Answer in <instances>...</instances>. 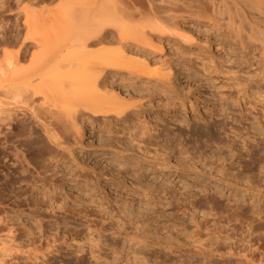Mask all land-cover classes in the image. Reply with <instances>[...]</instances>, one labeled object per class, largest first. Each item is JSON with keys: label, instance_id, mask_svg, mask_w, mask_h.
I'll list each match as a JSON object with an SVG mask.
<instances>
[{"label": "rangeland", "instance_id": "rangeland-1", "mask_svg": "<svg viewBox=\"0 0 264 264\" xmlns=\"http://www.w3.org/2000/svg\"><path fill=\"white\" fill-rule=\"evenodd\" d=\"M55 1L47 5L55 7ZM143 2L133 4L136 9L131 4V15L117 14L129 31L139 29L136 39L121 38L116 23H106L107 33L87 42L80 64L55 66L54 74L89 66L82 81L74 85L61 77L52 84L32 77L39 118L57 120L54 132L50 128L54 135L63 129L53 137L59 141L52 140L60 152L34 161L25 156L35 157L33 152L19 145L29 136L25 128L11 138L22 146L19 155L0 137V264H240L239 257L220 258L217 251L227 247L188 249L202 217L213 223L220 216L233 231L232 221L223 217L233 212L235 197L242 196L244 206L264 204V64L255 37L248 41L244 30L249 44L242 48L213 22L215 15L210 19L209 2H203L210 9L204 11L199 0L191 3L198 2L201 11H178L168 18L171 23L158 20L163 17L158 11L157 29L155 21L149 26L141 18L147 15H139L149 8ZM29 58L19 62L23 72L37 67ZM62 94L65 101L48 104ZM73 110L77 122L70 117ZM41 138V147L56 144ZM259 155L262 160L246 170L249 156ZM201 186L207 193L219 189L223 207L206 201Z\"/></svg>", "mask_w": 264, "mask_h": 264}, {"label": "bare ground", "instance_id": "bare-ground-1", "mask_svg": "<svg viewBox=\"0 0 264 264\" xmlns=\"http://www.w3.org/2000/svg\"><path fill=\"white\" fill-rule=\"evenodd\" d=\"M52 1L54 0H0V17H2L0 19V27H1L0 30H2V32L0 31L2 33L0 34L1 35L0 36V46H1L0 47V137H3L5 139L4 141L7 143L6 145H10V146L12 145L10 149L14 150V153H15L14 155L16 154L19 155V153L20 154L22 153V146L24 147L23 149H25L26 151L29 150L30 152H33L32 154L35 157H32V156L28 157L27 155L25 156L27 157V159L34 158L33 159L34 161L37 156H41V155L43 156V154H46V153L47 155L50 154V156L51 155L56 156V154L60 152L57 150V147H55V146L60 145L56 143V140H58L59 138H56V137L53 138V137L57 135L56 131L59 132L60 130L62 131L63 129L62 128L59 130L58 128L55 129L56 135H54L53 133L54 130L52 128L57 122V120L55 123H53L51 121L53 120L52 118L50 120L48 118L47 120L46 117H43L42 119H45V121L40 119L41 117L37 113V108L35 106L36 104L35 105L32 104V101H33L32 96L37 91L36 84L32 83V77H34L35 75H38L40 81H43V82L49 81L52 84L60 83L62 81L61 77H63V79L65 80L71 79L68 81L71 83H74V85L78 81H82L84 73L87 72V69L89 66L88 67L84 66L85 64L83 65L81 63V66L77 64L78 66L75 68H68L58 74H54V69H56L55 66H59L61 63L66 65L65 64L66 62L68 63L72 62L73 63L72 65H74V62L75 64L82 62L81 59H83V57L87 54V52L84 51L83 48L86 47L87 42H89L93 38L95 37L97 38L107 33L106 32L107 29L102 31L103 27L105 26L104 24L106 23L107 25L110 24L112 26H114L116 23V27L115 26L114 27L117 29L118 34L121 38H126V39L135 38L136 39L137 35H139V32H138L139 29L129 31V29L125 27V24H126L125 22H124L125 24L122 22L123 23L122 25V23L120 22L119 16L122 17L124 15L125 16L131 15L132 10L136 9L135 5L133 6V4L139 3L141 5L143 2V0H57L55 1V4H56L55 7L48 6L47 3L50 4V2L52 3ZM148 1H149V8L145 7V8H148L146 9L148 10L147 13L145 12L146 10L144 9L145 13L139 14V15L140 16L145 15V14L147 15V16H144V18L143 16H141V18L147 19V21L150 23L148 24L149 26L152 25L151 24L152 22L150 21H155L156 18L154 19V16L157 15L156 13H158V11H161L159 12V14L163 13L162 18H161L162 16L161 14L159 17H157L158 20L161 19V22L164 19H165L164 21L171 19L172 17L169 18L170 15L174 13H178V11L180 14L182 12L183 13L185 12V14H196L199 11H201V9L200 10L198 9L199 6H196L198 5V2H196L197 4L194 5L195 0L192 3H191L192 0H187V1L186 0H159L160 1L159 4L162 3L161 7L159 6L160 9L159 7H157L158 5H156L157 2L155 3V1H158V0H148ZM207 1L209 2L208 4H210L211 6L210 8L211 10L208 9L209 8L208 4H205V5H208L207 8H205L206 6L204 5V3H206ZM207 1L201 2L199 0V3H200L199 5L201 6L202 10L205 11V9L206 10L208 9L211 11V12L209 11L211 14L212 12L215 13L213 15L210 14V19L214 17L215 15L216 18H212V19H215L213 20V22H215L216 24L219 23V25H222L224 29L226 30V32H228L229 36H231L233 40L237 42V44H239L242 48H245V46L249 44L247 43L245 45L246 43L245 37L242 35L244 30H246L245 34L247 35L245 34L244 35L247 36L246 38H248V41H250L249 38L252 40V37L253 36L255 37V39L253 40L255 41L258 56H259L260 61L264 64V0H242V1L241 0H207ZM201 3L203 5H201ZM19 4H21V6H19ZM131 4L134 8L131 6ZM203 6H205L204 9H203ZM130 7H132L133 9H131ZM5 11H8V12L4 13ZM142 11L143 9L139 8L138 12L141 13ZM149 12L153 15L152 19L150 18L151 14H149ZM119 13L120 14L123 13V15H119ZM208 13L207 15H209ZM178 15L176 14L175 16H178ZM116 16L119 19L114 18ZM115 19H117V21L119 20L118 23L115 21ZM168 22L171 23L173 21L169 20ZM87 23L93 29H96L94 27V24L97 23L96 25H98L100 28L98 27L99 30L96 29L92 31L87 25ZM145 23L147 22L145 21ZM156 23L157 21L153 22L154 24L153 27H156L157 29H159ZM6 32L7 33L12 32L13 34L9 36L10 34L8 35ZM142 33L140 34L143 35L144 33L143 34ZM17 42H19L18 48H15V50L9 49L10 48L9 46L12 47ZM32 46H36L38 48L36 49L37 50L36 52H33V51L30 52V49ZM27 55H30V58H29L30 63H36L37 67L23 72L24 69L19 64V62L23 60V58ZM49 64H52L54 68L50 66L51 67L50 69L48 68L43 71L44 67ZM97 68H99L100 71L105 72L104 65H99ZM75 73H77V77H74L73 74ZM92 81L94 85L95 79H93ZM90 85H91V81H90ZM70 87H73V85H71ZM62 95L63 96L61 97L54 96V97L49 98L48 104L53 105V106H56L57 104L59 105V102L62 103V101H65L67 97L64 94ZM69 113H71L72 116L70 117H72L74 121L76 118L79 117V116L77 117L75 116L76 118H74L73 115H75L74 113H76L74 112V110L73 112L71 111ZM65 115H66V112H65ZM29 120L34 121L33 122L34 124L32 125V123ZM75 122H77V120ZM52 123H53V126L51 125ZM38 126L40 129L39 133L40 131L42 132L41 134L42 136L44 135V139L45 138L46 140L48 139L47 141L49 140L52 141L56 139L55 141H52L56 143L54 146H52L53 145L52 143H50L52 145L46 144L47 146H44V147H41L42 145L40 146V143H42L41 141L42 138L40 139L41 134L39 135V133L37 132ZM56 126H59V125L56 124L54 128H56ZM252 127H255V126H252ZM23 128H25L29 136L28 138L27 136L24 137L25 139L22 138L25 141H22L21 143H19V145L22 144L20 148L18 143L15 142V138L17 135H20V136L22 135ZM50 128L53 130V132L51 131ZM51 133H53V135ZM23 134L25 133L23 132ZM38 135H39L40 140L37 139ZM13 136L15 137L14 140L11 139L13 138ZM9 140L13 142L10 144ZM48 146H51L54 148L53 149L51 147L45 148ZM4 147H5V144H4ZM26 151L24 153H28ZM43 151H46V152L44 153ZM247 151H249V149ZM250 151H253V150H250ZM181 152H183V150ZM180 153H178V155ZM178 155L177 157L180 156ZM250 155H251V152H250ZM261 155L249 156L248 158L249 163H247L246 167L244 168L246 170H252L256 166V164L260 162V160H262ZM19 157L21 158V156ZM22 158L24 159V157ZM30 160L28 161L32 162ZM39 161H41V159H39ZM36 164L37 163H35V165ZM258 166L262 167V164L260 163ZM261 170L262 168L260 169V171ZM226 173L228 174V172ZM168 188L166 189L167 191H169ZM206 189H207V186H201V190L203 191L202 192L203 194L202 193L201 194L202 196H204L206 201L211 200L212 203H215L217 205V207H223L221 206L222 201L221 199H219V196L222 195L221 192L218 191L219 189L217 190L215 188L214 193L209 192L210 195L209 193L206 192ZM157 190L160 191V189H157ZM169 192H171V190ZM155 193H158V192H155ZM233 201H234V205L232 208L233 212H231V214L229 213L227 215H224L223 217L225 219L227 218V221L229 220L232 221V224L235 226V227L234 226L232 227L233 231L232 232L227 231V228L225 224L223 223V220H221L222 218L220 216H216V218H213L214 222L209 223L208 218L202 217L203 216L202 214L201 222L199 221L198 224L195 225L196 228H193L194 230L192 229L193 232L191 235L194 234L193 236H195V238L192 239L190 248L189 249L187 247L186 248L189 251L190 250L192 251L193 249L196 250V248H198L196 251L199 250V252H202V251L204 252L208 250L211 252L212 250H214L213 249L214 247L217 248V247L223 246V247H227L225 251L216 250L217 253H219L218 255L220 256V258L224 256H227L228 258L239 257L241 258V260H238L240 264H264V204L254 203L249 206H244L242 203V196H241V199L239 197L237 198L235 197ZM236 209H239V210H236ZM238 228L240 230L237 232ZM233 233L239 234V236L236 237L235 235H233ZM231 236H232L231 243H233V245L230 242L224 243V242L218 241L219 238L222 240L223 237L231 238ZM212 239L216 241L210 242V240ZM197 240H199L198 243L200 242L199 246L194 244V242L197 243L196 242ZM205 246H207L208 248ZM234 248H237V249L234 250ZM180 258L179 260H181ZM179 263H182V262H179ZM208 264H212V263H208Z\"/></svg>", "mask_w": 264, "mask_h": 264}]
</instances>
